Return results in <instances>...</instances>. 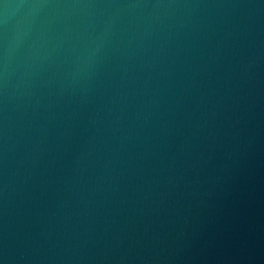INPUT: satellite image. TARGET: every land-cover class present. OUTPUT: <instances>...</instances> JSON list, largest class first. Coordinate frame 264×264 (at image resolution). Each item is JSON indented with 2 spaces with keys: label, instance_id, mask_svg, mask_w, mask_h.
Returning <instances> with one entry per match:
<instances>
[{
  "label": "water",
  "instance_id": "obj_1",
  "mask_svg": "<svg viewBox=\"0 0 264 264\" xmlns=\"http://www.w3.org/2000/svg\"><path fill=\"white\" fill-rule=\"evenodd\" d=\"M0 264H264V0H0Z\"/></svg>",
  "mask_w": 264,
  "mask_h": 264
}]
</instances>
